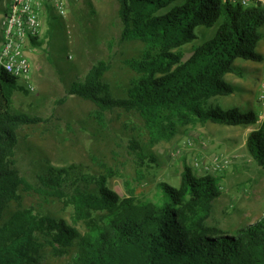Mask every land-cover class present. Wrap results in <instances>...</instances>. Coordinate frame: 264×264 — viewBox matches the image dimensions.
I'll return each instance as SVG.
<instances>
[{
	"label": "trees",
	"instance_id": "1",
	"mask_svg": "<svg viewBox=\"0 0 264 264\" xmlns=\"http://www.w3.org/2000/svg\"><path fill=\"white\" fill-rule=\"evenodd\" d=\"M117 2L120 40L141 42L143 50L124 60L138 75L123 97H115L103 79L110 67L105 60L93 64L82 81L72 82L68 95L92 101L95 119L102 121L104 112L115 108L134 112L143 121L150 146L171 139L181 126L259 121L253 110L203 107L210 97L233 92L223 76L240 71L233 64L236 58L263 59L256 50L264 27L259 2L248 6L236 0ZM219 20L214 35L186 57L182 47L197 37L195 28ZM31 44L40 46L42 39L33 38ZM18 79L0 66V264H41L44 242L57 255L75 245L68 264H264V212L234 233L207 226L213 201L221 195L222 176H196L185 162L179 185L158 182L155 199L139 198L131 189L121 197L108 187L106 175L95 177L96 189L89 190L81 183L91 176L75 165L49 167L38 176V185L31 183L16 167L17 131L43 119L12 111L13 94L23 89ZM131 146L139 148L137 157L143 163L147 156L142 147L135 140ZM246 148L264 169V116L248 134ZM137 172L143 176L141 168ZM22 192L64 198L73 206V221H82L85 231L22 207ZM12 202L18 207L3 220Z\"/></svg>",
	"mask_w": 264,
	"mask_h": 264
},
{
	"label": "rangeland",
	"instance_id": "2",
	"mask_svg": "<svg viewBox=\"0 0 264 264\" xmlns=\"http://www.w3.org/2000/svg\"><path fill=\"white\" fill-rule=\"evenodd\" d=\"M10 1L0 0V34L1 19ZM117 9V0H65L63 15L53 8L41 13L42 45H31L28 53L35 89L25 93L26 83L18 79L23 89L15 90L12 111L39 116L43 121L18 129L16 167L31 183L38 185V176L47 168L75 165L76 170L91 176L89 181L81 183L89 190L96 189L95 177L106 175L108 187L121 197L128 196L131 189L139 198L155 199L158 182L179 185L185 162L196 176H222L221 195L213 201L207 226L234 233L256 221L264 212V169L249 155L243 136L253 124L230 126L207 122L181 126L171 139L150 146L143 121L136 113L115 108L105 111L102 121H98L93 117L92 101L76 94L68 95L72 82L82 81L99 60L110 65L103 79L115 97L125 96L130 81L137 77L124 60L139 56L143 44L120 40ZM220 21L195 28L197 37L182 47L186 57L194 46L214 35ZM263 48L264 33L256 49L261 52ZM234 64L240 71L226 77L233 92L214 95L203 107H237L241 111L260 113L262 105L258 95L264 82V74L259 70L262 62L237 58ZM63 96L66 99L58 102ZM131 140L144 150L147 157L143 163L137 157L139 148H133ZM235 148L237 153H234ZM215 154L230 158L223 170L205 171L193 167V161L210 162ZM139 168L143 176L138 174ZM20 205L64 219L80 233L85 231L82 221H73V206L64 198L22 192ZM17 207L18 204L12 202L3 220ZM40 240L44 242L43 237ZM75 251L73 245L64 254L57 255L51 245L44 242L41 264H68Z\"/></svg>",
	"mask_w": 264,
	"mask_h": 264
},
{
	"label": "built area",
	"instance_id": "3",
	"mask_svg": "<svg viewBox=\"0 0 264 264\" xmlns=\"http://www.w3.org/2000/svg\"><path fill=\"white\" fill-rule=\"evenodd\" d=\"M243 6L254 1L264 7V0H236ZM53 8L58 14L65 13V0H11L1 19L0 66L26 83V89L33 91L32 64L27 55L31 39L40 38L42 32L41 13ZM33 46V45H32ZM262 110L258 113L259 121L264 116V82L258 95ZM230 163V158L215 154L210 162L195 160L192 165L205 171L223 170Z\"/></svg>",
	"mask_w": 264,
	"mask_h": 264
},
{
	"label": "crops",
	"instance_id": "4",
	"mask_svg": "<svg viewBox=\"0 0 264 264\" xmlns=\"http://www.w3.org/2000/svg\"><path fill=\"white\" fill-rule=\"evenodd\" d=\"M261 31H262V37H263V33H264V27H262V29H261ZM259 42V41H258ZM256 48H257V46H256ZM31 50V49H30ZM30 50H28L27 51V55H28V53H29V51ZM257 50V49H256ZM259 52V51H258ZM259 53H261L262 54V56H263V59L261 60V62H262V66H261V68L259 69V70H261V72H263V74H264V48H263V50L261 51V52H259ZM29 56V55H28ZM237 59V58H236ZM235 59V60H236ZM235 60H234V62H235ZM249 60V59H248ZM253 61V60H252ZM234 62H233V64H234ZM235 65V64H234ZM230 73H233V72H228V73H226L224 76H223V78H224V80L226 81V77H228V74H230ZM227 82H229V81H227ZM209 122V121H208ZM259 122V121H258ZM258 122L257 123H250V124H253L252 126H250L248 129H247V131L244 133V138L246 137L247 138V132H248V134L253 130V129H255L257 126H258ZM207 123V122H206ZM206 123H204V124H206ZM211 123H213V122H211ZM239 125H241V124H239ZM230 126H238V125H230ZM238 151H237V149L235 148L234 149V153H237ZM236 156V155H235Z\"/></svg>",
	"mask_w": 264,
	"mask_h": 264
}]
</instances>
